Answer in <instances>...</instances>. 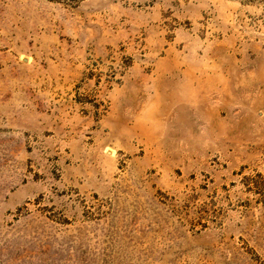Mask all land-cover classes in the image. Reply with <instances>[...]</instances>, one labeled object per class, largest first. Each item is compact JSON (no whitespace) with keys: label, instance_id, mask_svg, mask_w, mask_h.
Returning <instances> with one entry per match:
<instances>
[{"label":"rangeland","instance_id":"obj_1","mask_svg":"<svg viewBox=\"0 0 264 264\" xmlns=\"http://www.w3.org/2000/svg\"><path fill=\"white\" fill-rule=\"evenodd\" d=\"M0 264H264V0H0Z\"/></svg>","mask_w":264,"mask_h":264}]
</instances>
